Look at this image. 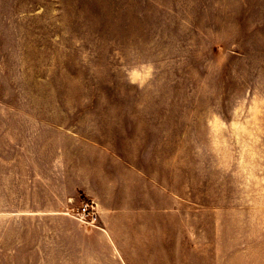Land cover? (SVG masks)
Listing matches in <instances>:
<instances>
[{
	"label": "rangeland",
	"instance_id": "1",
	"mask_svg": "<svg viewBox=\"0 0 264 264\" xmlns=\"http://www.w3.org/2000/svg\"><path fill=\"white\" fill-rule=\"evenodd\" d=\"M0 99L146 152L162 247L129 264H264V0H0Z\"/></svg>",
	"mask_w": 264,
	"mask_h": 264
},
{
	"label": "crops",
	"instance_id": "2",
	"mask_svg": "<svg viewBox=\"0 0 264 264\" xmlns=\"http://www.w3.org/2000/svg\"><path fill=\"white\" fill-rule=\"evenodd\" d=\"M48 104L0 99V264H129L126 245L160 250L164 190L146 152L68 129ZM86 200L91 222L75 216Z\"/></svg>",
	"mask_w": 264,
	"mask_h": 264
},
{
	"label": "built area",
	"instance_id": "3",
	"mask_svg": "<svg viewBox=\"0 0 264 264\" xmlns=\"http://www.w3.org/2000/svg\"><path fill=\"white\" fill-rule=\"evenodd\" d=\"M95 213L96 211L94 202L86 200L81 203L79 209L75 213V216L84 222H91Z\"/></svg>",
	"mask_w": 264,
	"mask_h": 264
}]
</instances>
